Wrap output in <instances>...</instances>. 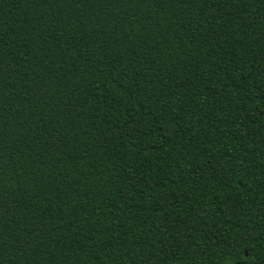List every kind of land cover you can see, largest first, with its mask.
<instances>
[{
    "label": "trees",
    "instance_id": "16d2710c",
    "mask_svg": "<svg viewBox=\"0 0 264 264\" xmlns=\"http://www.w3.org/2000/svg\"><path fill=\"white\" fill-rule=\"evenodd\" d=\"M0 264H264V0H0Z\"/></svg>",
    "mask_w": 264,
    "mask_h": 264
}]
</instances>
